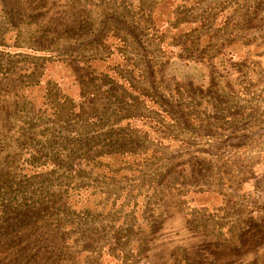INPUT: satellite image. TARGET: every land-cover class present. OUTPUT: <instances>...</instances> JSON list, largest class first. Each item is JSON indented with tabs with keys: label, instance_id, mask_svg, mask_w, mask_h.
I'll return each instance as SVG.
<instances>
[{
	"label": "rangeland",
	"instance_id": "374dc122",
	"mask_svg": "<svg viewBox=\"0 0 264 264\" xmlns=\"http://www.w3.org/2000/svg\"><path fill=\"white\" fill-rule=\"evenodd\" d=\"M0 175V264H264V0H0Z\"/></svg>",
	"mask_w": 264,
	"mask_h": 264
},
{
	"label": "trees",
	"instance_id": "16d2710c",
	"mask_svg": "<svg viewBox=\"0 0 264 264\" xmlns=\"http://www.w3.org/2000/svg\"><path fill=\"white\" fill-rule=\"evenodd\" d=\"M8 181H10V179H9V176H7V175H5L4 177H2L0 179V185H1L0 186V191L3 190L4 188H6V187H2V186L7 185ZM34 213H35L34 211L26 212L25 210H20V209H13V210H11V209L5 208L3 210V213L0 214V216H5V217L6 216H14L16 218V220H19V223L14 225V222L10 218H4L0 222V227H3L4 228V231H1L0 230L1 231L0 246H2L3 244H6L7 242H11V243H14L15 242V245L16 244H20V237L9 239V236L7 235L8 232L5 233V230L6 231L11 230L12 229V226H17V231H16L17 234L21 230L20 227L22 228V225L24 223H26V222H28V223L31 224L30 227H35L37 230H40L41 227H38L37 224H40L42 221L41 220H34V217H32ZM49 244L50 243L47 242L42 247H44V249H45V248H47V246Z\"/></svg>",
	"mask_w": 264,
	"mask_h": 264
},
{
	"label": "flooded vegetation",
	"instance_id": "af4514ba",
	"mask_svg": "<svg viewBox=\"0 0 264 264\" xmlns=\"http://www.w3.org/2000/svg\"><path fill=\"white\" fill-rule=\"evenodd\" d=\"M245 218V216H243V219ZM251 218H253V217H250V220H251ZM256 220V219H255ZM257 222H259L258 220H257Z\"/></svg>",
	"mask_w": 264,
	"mask_h": 264
}]
</instances>
